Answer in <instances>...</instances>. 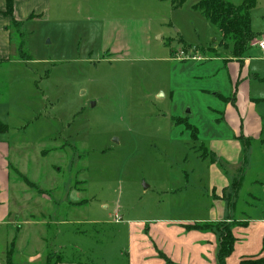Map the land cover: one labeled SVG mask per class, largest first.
Wrapping results in <instances>:
<instances>
[{
	"label": "rangeland",
	"instance_id": "1",
	"mask_svg": "<svg viewBox=\"0 0 264 264\" xmlns=\"http://www.w3.org/2000/svg\"><path fill=\"white\" fill-rule=\"evenodd\" d=\"M201 1L20 0L17 57L0 65V148L25 207L0 222V264L10 252L14 264H218L219 235L186 226L219 222L239 238L227 264L263 248L264 143L242 172L212 149L239 122L221 98L233 97V42L193 10ZM250 18L244 58L264 41V0ZM217 169L242 175L239 193L213 195Z\"/></svg>",
	"mask_w": 264,
	"mask_h": 264
},
{
	"label": "crops",
	"instance_id": "2",
	"mask_svg": "<svg viewBox=\"0 0 264 264\" xmlns=\"http://www.w3.org/2000/svg\"><path fill=\"white\" fill-rule=\"evenodd\" d=\"M20 5V0H15L14 11L13 15L11 16L6 14L7 0H0V65L9 63L13 58L17 57L14 49L12 30L14 28L13 22L15 20L22 23V25L24 22L22 16H20ZM32 16L33 14L30 13V15L26 17L25 20H30ZM254 50H256L255 53L253 52ZM253 51L249 53L250 55L247 54L246 58L241 60L235 58L227 59V61L232 62L230 63V66L234 67L233 71H230L228 68L229 79L232 87V92L230 95H233V97L229 98V96L222 95V100H227L223 113L225 114L227 121L229 119L234 121L233 118H235L239 122V124L238 126H234L233 133L230 137L227 136L220 140H215V142L213 143H215L216 147L213 146L212 149L215 151L216 156L221 157L230 166H232V171L234 170V168L239 172L244 171L246 167L248 169L250 162H252L251 157L255 152V147H253V144L258 141L264 143V52L260 51L258 48L253 49ZM254 61L262 62L263 64L254 65V68H252V62ZM238 64L239 69H237ZM240 64H244L243 68H240ZM252 75H254V78L257 80L255 88L252 86V82L250 80ZM259 86H261L262 89L259 88ZM260 92H263V94H259ZM229 100H231V102H229ZM235 127L238 128L236 129ZM241 142H246L245 150L244 147H242ZM10 151V147L3 146L2 148H0V186L2 187V189H4V192L0 191V222L7 221V219L15 213H20V211L23 212L25 207L24 203H22L21 205L12 204V201H17V198H13L14 193L12 192V187L16 184H12V180L10 177V168H12V165L11 163H8L7 160V155L10 154ZM243 153L244 155H246L244 159L241 158V155ZM19 174L21 175L20 180L22 182H25L23 180L25 176L21 173V171H19ZM212 177L213 182H211L210 190L218 199L223 200L225 198V192L227 189H234V191H236L237 193H239L242 189V175L240 179L233 178L232 182V180H229L227 176H225V174L217 169V172L214 171ZM229 181H231V184L229 183ZM6 182L8 183L7 185L5 184ZM239 182L241 184L240 186H237L238 188L234 186L231 187L232 184H236ZM254 183H259V181H255ZM227 222L230 223L231 221L228 220ZM29 223L31 222H27V224ZM235 223L236 225L242 224L241 222ZM262 224H264V220L262 221L261 225ZM196 225L197 224L187 225V230L190 232H202L193 230L192 227H190ZM244 225L246 224L244 223ZM233 227L234 226H232L233 234L238 241L239 238L236 236ZM13 240H15V237L13 238ZM247 249L248 247H246L245 250ZM261 251L264 252V244L262 248L260 247L259 243H256V246L251 248L250 255L240 257L241 260L239 259L238 264H240L243 259L264 257V254H262L263 252ZM235 252L236 246L233 254L227 260L231 259ZM10 254L11 252L8 255L7 264L10 259ZM12 259L13 256L11 260ZM11 262L12 264H14L13 261Z\"/></svg>",
	"mask_w": 264,
	"mask_h": 264
},
{
	"label": "trees",
	"instance_id": "3",
	"mask_svg": "<svg viewBox=\"0 0 264 264\" xmlns=\"http://www.w3.org/2000/svg\"><path fill=\"white\" fill-rule=\"evenodd\" d=\"M169 1L176 10L182 8L189 0H162ZM15 0H7V15H13ZM257 5V0H246L242 5L235 6L225 0H202L193 6V10L201 13L212 25L217 27L223 39L233 42V56L241 60L250 50L251 44L256 36L252 28L250 12ZM32 19V17H31ZM14 27L21 28L22 23L15 20ZM23 45L18 49V58L28 61L30 57L23 51ZM190 127V126H189ZM221 224V225H220ZM193 230L202 232H213L219 234V249L217 254L218 264H227V259L233 254L237 239L235 238L232 226L219 224H203L190 226ZM9 259L8 264H12ZM170 262V260L168 259ZM240 264H264L262 258L243 259Z\"/></svg>",
	"mask_w": 264,
	"mask_h": 264
},
{
	"label": "built area",
	"instance_id": "4",
	"mask_svg": "<svg viewBox=\"0 0 264 264\" xmlns=\"http://www.w3.org/2000/svg\"><path fill=\"white\" fill-rule=\"evenodd\" d=\"M256 46L260 51L264 52V41L258 42Z\"/></svg>",
	"mask_w": 264,
	"mask_h": 264
}]
</instances>
